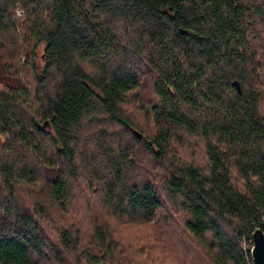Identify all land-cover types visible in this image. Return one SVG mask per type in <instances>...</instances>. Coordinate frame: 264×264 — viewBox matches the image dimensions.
I'll return each mask as SVG.
<instances>
[{
  "label": "trees",
  "instance_id": "16d2710c",
  "mask_svg": "<svg viewBox=\"0 0 264 264\" xmlns=\"http://www.w3.org/2000/svg\"><path fill=\"white\" fill-rule=\"evenodd\" d=\"M189 139L205 163L168 157ZM138 150L164 169L161 188L127 181ZM78 158L113 214L149 223L173 209L211 264H253L264 0H0V264L159 263L95 221L90 244L69 227L49 240L44 200L23 195L65 205Z\"/></svg>",
  "mask_w": 264,
  "mask_h": 264
},
{
  "label": "rangeland",
  "instance_id": "374dc122",
  "mask_svg": "<svg viewBox=\"0 0 264 264\" xmlns=\"http://www.w3.org/2000/svg\"><path fill=\"white\" fill-rule=\"evenodd\" d=\"M142 94L149 99L150 94L147 91L142 92ZM129 111L133 113V118L138 124L142 126L150 125V122H146V117L143 116L141 111L132 107L129 108ZM48 128V126L44 127V129ZM120 135L119 133L118 136ZM126 138L128 137L126 136L125 140ZM4 140L6 139L2 138V141ZM173 147L174 149L172 148L173 151L171 150L168 157L172 158L175 155L176 158L179 157L183 161L205 163L199 140L189 139L187 142L174 143ZM77 162L79 178L76 183L72 184L73 186L65 205L59 206L51 203L46 199L47 195L45 194H43L42 198L38 193L30 195L28 198L23 195L27 199V203H31L30 200L33 198L44 200L42 204L46 216L42 225L51 242L58 244L57 229L69 227L73 231L79 230L81 242L84 243L89 240L88 236L92 233L93 221H95L98 222V225L104 224L109 227L112 233L125 241L126 245L132 244L136 249L135 256L139 253L140 257L144 260L147 258L148 262L152 260L150 258L158 256L160 258L159 263L154 261L153 264H181L183 259L185 264H211L206 257L207 251L203 247L196 245L184 232V217L182 215L174 213L173 209L168 214L161 211L153 221L139 223L128 219L126 216L120 217L113 214V211L108 210L100 202L102 193L99 180L94 179L91 175L93 173L86 169L87 166L81 158H78ZM134 163L136 166L127 173L128 182L131 183L140 180V178L152 176L153 180L161 188L164 171L161 168L162 166H155L152 158L139 150L135 152ZM103 173H105L104 170ZM88 242L90 244V240ZM143 245H146L149 253L142 249ZM86 249L95 252L99 251L92 245H89ZM143 251L149 255L145 257L142 255ZM135 256L133 260H135ZM65 264L70 263L66 262Z\"/></svg>",
  "mask_w": 264,
  "mask_h": 264
},
{
  "label": "water",
  "instance_id": "95a60500",
  "mask_svg": "<svg viewBox=\"0 0 264 264\" xmlns=\"http://www.w3.org/2000/svg\"><path fill=\"white\" fill-rule=\"evenodd\" d=\"M47 125L44 122L43 128ZM139 138L142 136L136 133ZM252 249H251V259L253 264H264V230L256 228L252 235Z\"/></svg>",
  "mask_w": 264,
  "mask_h": 264
},
{
  "label": "built area",
  "instance_id": "2783aa9c",
  "mask_svg": "<svg viewBox=\"0 0 264 264\" xmlns=\"http://www.w3.org/2000/svg\"><path fill=\"white\" fill-rule=\"evenodd\" d=\"M21 14H22L21 10H17V11H16V16H21ZM251 249H252V248H251ZM251 249H250V252H251Z\"/></svg>",
  "mask_w": 264,
  "mask_h": 264
}]
</instances>
